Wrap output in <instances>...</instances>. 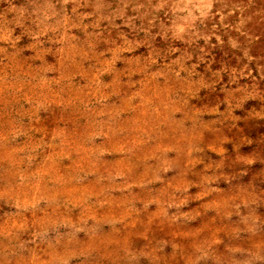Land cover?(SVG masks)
<instances>
[{
    "label": "rangeland",
    "instance_id": "obj_1",
    "mask_svg": "<svg viewBox=\"0 0 264 264\" xmlns=\"http://www.w3.org/2000/svg\"><path fill=\"white\" fill-rule=\"evenodd\" d=\"M0 264H264V0H0Z\"/></svg>",
    "mask_w": 264,
    "mask_h": 264
}]
</instances>
